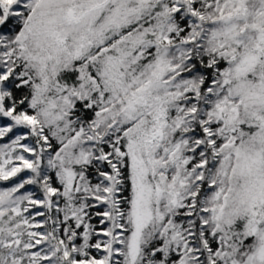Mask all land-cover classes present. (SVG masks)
I'll return each instance as SVG.
<instances>
[{"label":"snow or ice","instance_id":"6c2138e0","mask_svg":"<svg viewBox=\"0 0 264 264\" xmlns=\"http://www.w3.org/2000/svg\"><path fill=\"white\" fill-rule=\"evenodd\" d=\"M0 264H264V0H0Z\"/></svg>","mask_w":264,"mask_h":264}]
</instances>
